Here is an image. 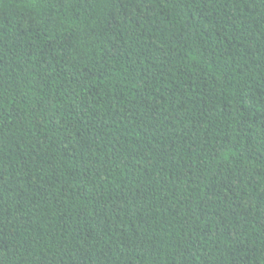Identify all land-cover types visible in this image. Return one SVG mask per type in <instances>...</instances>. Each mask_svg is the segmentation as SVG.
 I'll use <instances>...</instances> for the list:
<instances>
[{
    "label": "trees",
    "instance_id": "obj_1",
    "mask_svg": "<svg viewBox=\"0 0 264 264\" xmlns=\"http://www.w3.org/2000/svg\"><path fill=\"white\" fill-rule=\"evenodd\" d=\"M0 264H264V0H0Z\"/></svg>",
    "mask_w": 264,
    "mask_h": 264
}]
</instances>
